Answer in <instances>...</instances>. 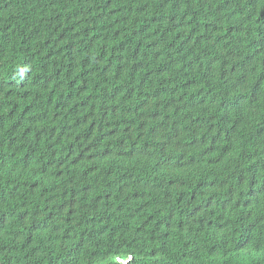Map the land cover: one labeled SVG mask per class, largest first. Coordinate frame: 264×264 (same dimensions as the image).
I'll list each match as a JSON object with an SVG mask.
<instances>
[{"label": "trees", "instance_id": "trees-1", "mask_svg": "<svg viewBox=\"0 0 264 264\" xmlns=\"http://www.w3.org/2000/svg\"><path fill=\"white\" fill-rule=\"evenodd\" d=\"M264 264V0H0V264Z\"/></svg>", "mask_w": 264, "mask_h": 264}, {"label": "clouds", "instance_id": "clouds-1", "mask_svg": "<svg viewBox=\"0 0 264 264\" xmlns=\"http://www.w3.org/2000/svg\"><path fill=\"white\" fill-rule=\"evenodd\" d=\"M126 263H127V261H125V262L123 261V264H126Z\"/></svg>", "mask_w": 264, "mask_h": 264}]
</instances>
